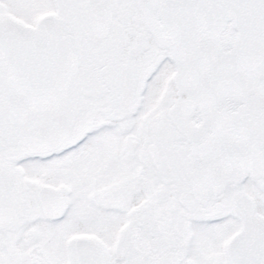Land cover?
Listing matches in <instances>:
<instances>
[{
  "label": "snow or ice",
  "instance_id": "6c2138e0",
  "mask_svg": "<svg viewBox=\"0 0 264 264\" xmlns=\"http://www.w3.org/2000/svg\"><path fill=\"white\" fill-rule=\"evenodd\" d=\"M0 264H264V0H0Z\"/></svg>",
  "mask_w": 264,
  "mask_h": 264
}]
</instances>
